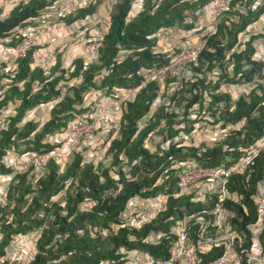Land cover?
Returning <instances> with one entry per match:
<instances>
[{"label":"built area","instance_id":"2783aa9c","mask_svg":"<svg viewBox=\"0 0 264 264\" xmlns=\"http://www.w3.org/2000/svg\"><path fill=\"white\" fill-rule=\"evenodd\" d=\"M26 1L29 0H0V20L6 19L15 8ZM101 1L104 0H59L51 4L52 9L50 7V11L44 13L41 18L47 20L53 14L66 23L63 19L67 18L71 12L86 10L90 7L98 9ZM234 1L210 0L194 13L195 22L189 30L175 26L159 31L157 36L164 37V44L156 43L150 49V53L159 56L163 63L152 68H139L136 73L139 83L136 87H114L112 90L106 87L99 90L89 89L86 94L88 100L77 106L78 110L84 109V112H80L65 128L46 136L42 142V144L51 145L52 150L37 153L22 149L24 152L9 151L5 155L1 162L11 169V173H0V264H30L34 261L38 254L36 242L42 232L40 229L15 234L1 249L4 240L1 230L2 222L5 220L3 210L8 207V204L11 208L14 206L12 201L8 200V189L13 179L17 175L28 172L33 188L37 180L44 176L50 161L64 166L71 153L76 150L81 149L84 158L87 153L84 151L85 148H89L90 152L89 159L84 158L86 163L94 164V161V165H97L101 161L105 164V154L109 151L110 144L113 140L120 138L122 115L126 106L134 103L139 92L150 84H156L158 89L146 113L137 120L133 138L142 137L141 135L145 132L141 141L142 148L153 156L157 154L159 161L156 162L155 168L160 172V176L155 186L160 187L168 178H172L176 191L169 194V189L164 188L163 192L148 197L135 194L128 198L123 210L119 212L118 223L112 224L109 230L93 227L90 234L95 237L101 233L103 239H112L118 237L120 230H126L127 242L136 244L137 238L134 234L156 223L157 216L166 210L170 197L188 198L191 211L182 206L180 215L169 216L164 221L158 222L159 224H154L152 230L140 238L141 247L165 243L167 254L162 259L154 258L142 248L119 246L111 258L100 260L97 264H203L205 257H211V259L204 264H264V169L253 183L251 189H254L249 195L253 206V220L238 227L234 223L237 219L236 212L227 209V205L232 204L241 208L243 217L249 216L244 202V192H247L250 181L252 182L254 175L257 174L254 169L256 160L264 154V127L258 138L246 147L238 149L241 154L237 159L232 156L226 157L225 162L217 166H209L201 165L197 160L189 158L191 149L199 148L197 157L200 158L203 153H206L205 151L221 144H223L224 153L233 152L234 149L224 143L231 133L243 128L245 120L233 124L221 120L219 116L224 113L228 116L233 111L234 108L230 106V102L234 103L253 92L256 94L264 92V13L256 22L237 34L236 44L232 49L226 48L229 44H222L223 57H215L218 61L212 62V68L209 69L203 61V65L200 64V56L207 48L208 40L216 36L217 28L225 15L229 11L238 10L239 12V9L242 10L246 5L237 2L233 7ZM143 2L144 0H133L132 10L137 12ZM108 3L111 4H107L108 7L105 6L106 14L103 16L98 15L95 9L93 13L66 23V33L80 36L85 43L82 68L72 84L80 83L89 67L99 65L101 41L108 32L111 8L116 4V0H108ZM263 3L264 0H251L248 5L251 9H256L262 7ZM65 8H69V11H63ZM230 23L237 24V17L231 19ZM226 24L230 26L227 22ZM34 30L35 28L28 27L14 34L9 41L21 40L15 46H7L8 39H5L6 42L0 41L4 55L0 65L5 63L7 66H12V70L6 69V74L8 71L15 70L16 61L26 58L30 51H32L33 59L31 70L41 69L49 75L53 69H55L53 73L57 74L63 69L57 66V52L51 51L49 54L42 52L44 44H61L62 37L45 39L40 33H33ZM253 38L255 39L252 44H249L253 50L250 61L259 67H255L252 77L240 79L238 86L220 79L223 75L219 68L220 64L224 65L228 77L233 76L236 65L234 54L246 50V43ZM175 39L180 40V43H176ZM210 52L214 53V50L210 49ZM73 57L79 56L74 54ZM136 58V51L119 49L114 61L120 63ZM245 67L248 69V65L245 64ZM73 69L72 66L63 71L68 75ZM105 76L107 72L103 70L100 74H94L92 80L100 84ZM241 76H243L242 73L238 72L236 79ZM124 77L129 78L130 75ZM198 80L211 82L212 86L219 82L220 87L216 90L195 92L197 96H201L202 100L189 105L186 101L188 96L183 93L185 98L181 99L179 92L184 83ZM71 86V84L59 86L57 98L47 106L48 112L67 96V89ZM10 87L7 80L3 79L0 83V101L4 99ZM167 90L171 91L169 96L166 95ZM221 96H225L226 100L219 99ZM19 105L18 101L9 102L0 109V136L7 130L10 119L16 114ZM34 115V111H29L26 119L36 122ZM48 119L39 127L45 125ZM150 124L154 125L153 129L147 130ZM172 147L180 149L182 153L172 155L170 153ZM183 154L187 159H182ZM120 157L118 166L110 167V173L113 177L122 173L125 180L133 181L135 176L131 173L139 165L140 158L129 163L124 154L121 153ZM233 177L244 178L243 192L231 189L230 181ZM153 188L148 190L151 191ZM120 190L119 184L114 197ZM52 201L58 202L55 197L51 199ZM58 204L59 207H64V203L58 202ZM87 207H90L88 203H83L79 209L82 212L88 210ZM9 217H6L8 222L12 219ZM165 225H168L167 229H160ZM56 238L59 239V236Z\"/></svg>","mask_w":264,"mask_h":264},{"label":"trees","instance_id":"16d2710c","mask_svg":"<svg viewBox=\"0 0 264 264\" xmlns=\"http://www.w3.org/2000/svg\"><path fill=\"white\" fill-rule=\"evenodd\" d=\"M57 1L59 0L23 2L6 19L0 20V41L6 42L5 39H8L6 45L15 46L21 40L9 41L14 34L32 26L35 27L33 33H36L39 22L42 23L43 20H46L41 17L50 11V7L52 9L51 4ZM132 1L118 0L116 3L110 16L108 32L101 41L99 65L89 67L83 74L82 81L77 85L72 83L79 75L82 61L74 63V69L68 75L65 71H60L59 74L53 73L55 69L49 75L42 72L41 69L31 70L32 51L26 58L17 60L15 70L8 72V74L2 73V68L6 67V64H1L0 83L6 79L11 87L4 99L0 101V109L6 106L9 101L16 99L20 105L16 114L10 119L7 130L2 132L0 136V173H11V169L1 162L9 151L41 153L52 150L51 145L42 144V142L46 136L65 128L80 112H84V109L78 110L77 106L88 100L86 94L89 89L99 90L106 87L112 90L114 87H136L139 83L136 76L139 68H152L163 63L159 56L150 53V49L157 42L159 31L175 26L187 30L191 29L195 21L192 13L206 5L210 0H144L142 7L137 12L131 8ZM237 2L246 5L243 6L242 10L239 9V12L229 11L225 15L227 19L224 17L219 24L216 36L207 42L209 50L201 54V60H204L209 69L212 68L214 60L218 61L215 57H223L224 47L222 44H229L226 48L232 49L233 45L236 44L237 34L251 23L256 22L264 13V3L262 7L251 9L248 5L251 0H235L233 7ZM95 9L90 7L86 10L75 11L63 20L66 22L74 21L93 13ZM235 17H237L238 23L231 24L230 20ZM254 39L246 43V50L234 54L236 65L233 76L228 77L224 65L220 64L219 68L223 73L220 79L238 86L240 79L252 77L256 68L255 64L250 63L253 50L249 44H252ZM119 49H132L136 51L137 58L116 63L114 57ZM210 49L211 51L214 50V53L210 52ZM243 62L248 64V69ZM201 63L203 62L201 61ZM103 70H106L107 76L102 78L100 84L93 82L94 74H100ZM238 72H241L243 76L236 79ZM126 75H130V77H124ZM67 84L72 85L67 89V96L51 110L45 125L39 127L35 122L26 119L28 111L35 109L40 104H47L55 100L59 94V86ZM219 87V82L212 86L211 82L206 83V80L188 81L183 84L179 96L184 99L183 93L186 94L188 96L186 101L191 105L202 100L201 96H197L195 92L199 93L208 89L216 90ZM157 89L156 84L146 86L136 96L134 103L126 106L122 115L123 125L120 138L113 140L110 144L109 151L105 154V164H102L101 161L97 165L86 163L82 157L83 151L80 149L71 153L64 166H59L50 161L46 166L44 176L37 180L36 186L33 188L32 181L28 178V172V174L17 175L13 179L8 189V200L12 201L14 206L11 208L8 204V207L3 210L5 220L2 222L1 230L4 240L1 249L15 234L42 229V232L40 231L41 236L36 242L38 254L30 264H97L100 260L111 258L119 246L142 248L156 259H162L167 254L165 243L158 246L141 247L140 238L152 230L154 224L164 221L169 216L177 217L180 215L182 206L190 210L186 197L178 199L170 197L166 210L157 216L156 223L148 225L140 233L134 234L137 238L136 244L127 242L128 232L126 230H120L118 237L112 239H103L101 233L95 237L90 234L93 227L109 230L112 224L118 223L119 212L123 210L128 198L135 194L148 197L163 192L164 188L169 189V194L176 191L172 178H168L160 187L155 186V182L160 176V172L156 171L155 168L156 162L159 161L157 154L154 153L156 155L153 156L145 148H142L141 141L145 132L141 135L142 137L133 138L137 120L148 110V105L155 97ZM219 99L226 100V97L221 96ZM231 105L234 108L233 111L228 116L225 113L221 114L219 118L233 124L245 120L243 128L231 133V136L224 143V145L233 148L234 151L224 153L223 144H221L205 151L206 153H203L199 158L197 157L199 148H194L189 151V158L197 160L201 165L217 166L225 162L226 157L231 158L232 156V158L237 159L241 154L238 149L246 147L260 136L264 125V92L262 91L260 94L253 92L234 103L230 102ZM153 126L150 124L147 130L153 129ZM21 146H24V151L20 150ZM180 152V149L174 147L170 149L172 155H177ZM121 153L124 154L129 163L140 158L139 165L131 173L132 176H135L133 181L125 180L122 173L117 177H113L110 173V167L118 166ZM170 153H166V155H170ZM184 156L186 155L183 154L182 159H187ZM254 169L257 174L254 175L252 182L250 181L247 192H244V202L249 211V216L245 218L241 208L232 204L227 205V209L236 212L237 219L234 220V223L238 227L254 218L249 195L253 192L254 188L251 189L253 183L264 169V154L256 160ZM231 180V189L243 192L244 178L233 177ZM119 184L121 190L114 197ZM149 188L153 189L149 191ZM54 197L59 203H64L63 208L59 207L58 202H51ZM83 203H88L90 207L81 212L79 207ZM9 216L12 217L10 222L7 220ZM167 227L168 225L161 226L160 229L165 230ZM56 236H59V239ZM111 244L114 245V248L108 249ZM210 259L211 257H205L204 263Z\"/></svg>","mask_w":264,"mask_h":264},{"label":"crops","instance_id":"0c3cea01","mask_svg":"<svg viewBox=\"0 0 264 264\" xmlns=\"http://www.w3.org/2000/svg\"><path fill=\"white\" fill-rule=\"evenodd\" d=\"M104 7L107 6L105 3L103 5ZM108 7V6H107ZM60 7L58 6V9ZM63 11H69V8L63 9ZM98 15L103 16L105 13V9L102 8V6L95 11ZM238 12L235 11V13ZM72 13V12H71ZM224 19H227L225 17ZM67 24L61 21L60 19H57L53 14L51 15L50 18L47 20H43L42 23L39 22L38 26L39 28L36 29V33H40L43 35V37L46 38H53L55 36L62 37V43L61 44H44L42 48L43 53H51L53 51L54 53L57 52L56 54V63L58 67H62L63 70H66L74 65V63L82 61L83 58V50H84V41L80 36L77 35H70L66 33L65 26ZM35 28L34 26H32ZM158 37V36H157ZM164 37L159 36L157 38V44H164ZM176 43H180V40L175 39ZM183 41V40H181ZM76 54L79 57H73V55ZM4 59V55L1 50V45H0V63ZM9 70H12V66H8ZM48 104V103H47ZM45 104V105H47ZM44 105V104H43ZM44 109V111L47 112L46 108H41ZM40 109V110H41ZM34 110V114L36 113V109ZM38 118L35 119L36 123L40 126L42 122L48 119V117H45L44 114L41 113H36Z\"/></svg>","mask_w":264,"mask_h":264},{"label":"clouds","instance_id":"9594fccd","mask_svg":"<svg viewBox=\"0 0 264 264\" xmlns=\"http://www.w3.org/2000/svg\"><path fill=\"white\" fill-rule=\"evenodd\" d=\"M117 2H118V0H116V3H117ZM105 3H106V4H111V3H108V0H104V1H101V2L99 3V5H100L99 8H100L101 6H102V8H105V7L103 6ZM115 5H116V4H115ZM115 5H113L112 8H111V14H112V12H113V10H114ZM202 7H203V6H202ZM202 7H201V8H202ZM199 9H200V8H199ZM197 10H198V9H197ZM197 10H195V11L192 13L193 16H194V13H195ZM106 11H107V10H106ZM104 14H106V13H104ZM111 14H110V16H111ZM110 18H111V17H110ZM194 22H195V21H194ZM66 23H67V22H66ZM193 25H194V23H193ZM208 41H209V40H208ZM208 49H209V44L207 45V48H206L204 51H207ZM204 51H203V52H204ZM203 52H202V53H203ZM201 61L204 62V60H201V56H200V64H203V63H201ZM204 63H205V62H204ZM250 63H251V61H250ZM212 64H213V63H212ZM252 64H253V63H252ZM246 65H248V64H246ZM0 66H1V65H0ZM254 66H255V67H257V66L259 67V65H256V64H255ZM212 67H213V66H212ZM6 69H8V66H7V65H6V67L2 68V73H3V74L6 72ZM8 72H9V71H8ZM5 74H6V73H5ZM252 74H253V73H252ZM241 98H242V97H241ZM14 101H18V100L16 99V100H14ZM14 101H9V102L13 103ZM53 101H54V100H53ZM9 102H8V103H9ZM18 102H19V101H18ZM8 103H7V104H8ZM49 103H50V102H49ZM49 103H48L47 105H45V104H44V105H43V104H40L41 106L38 105V106L35 107V109L46 108V110H47V106L49 105ZM30 111H34V110L32 109V110H30ZM28 112H29V111H28ZM50 113H51V111L48 112L49 116H50ZM48 118H49V117H48ZM32 121H33V120H32ZM35 124H37V123L35 122ZM37 125H38V124H37ZM263 127H264V125L262 126V128H263Z\"/></svg>","mask_w":264,"mask_h":264},{"label":"rangeland","instance_id":"374dc122","mask_svg":"<svg viewBox=\"0 0 264 264\" xmlns=\"http://www.w3.org/2000/svg\"><path fill=\"white\" fill-rule=\"evenodd\" d=\"M170 93H171V91H169V90H167V96H169L170 95ZM165 95V98L167 99L168 97ZM36 113H41V114H44L45 115V117H49V114H48V111L46 112V111H44V109H36ZM36 113H35V115H34V117H36V118H38V116L36 115ZM24 148V146H21V149L20 150H22ZM85 152H87L86 153V155H85V157L84 158H88L89 159V154H90V152H89V148H85V150H84ZM93 163L95 164V162L93 161ZM112 248H114V245L113 244H111L109 247H108V249H112Z\"/></svg>","mask_w":264,"mask_h":264}]
</instances>
